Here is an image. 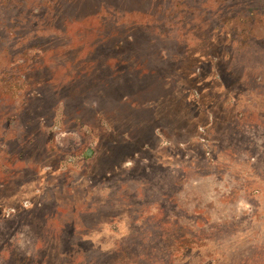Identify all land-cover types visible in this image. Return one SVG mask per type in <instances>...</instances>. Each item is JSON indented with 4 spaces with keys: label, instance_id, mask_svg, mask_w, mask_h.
Returning <instances> with one entry per match:
<instances>
[{
    "label": "rangeland",
    "instance_id": "obj_1",
    "mask_svg": "<svg viewBox=\"0 0 264 264\" xmlns=\"http://www.w3.org/2000/svg\"><path fill=\"white\" fill-rule=\"evenodd\" d=\"M0 264H264V0H0Z\"/></svg>",
    "mask_w": 264,
    "mask_h": 264
}]
</instances>
